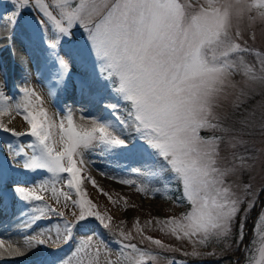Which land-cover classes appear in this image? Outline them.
Returning <instances> with one entry per match:
<instances>
[{
	"label": "snow or ice",
	"instance_id": "obj_1",
	"mask_svg": "<svg viewBox=\"0 0 264 264\" xmlns=\"http://www.w3.org/2000/svg\"><path fill=\"white\" fill-rule=\"evenodd\" d=\"M9 2L12 9L0 30L3 46L16 55L13 40L22 27L29 54L37 49L43 54L36 71L47 73L49 94L71 96L80 107L64 105V115L57 121L58 113L49 112L44 98L28 84V61L21 57L23 86L12 84L10 67L0 63V131L12 137L0 142V215L16 208L22 235L16 241L0 238V264L41 247L49 250L46 264H142L149 252L132 242L136 237L130 231L114 226L112 215L101 211L83 186L90 181L113 203L121 199L114 200L87 170V165L100 170L97 157L114 170L160 178L163 187L137 188L144 195L157 196L173 186L170 198L187 204L186 210L146 223L191 241L194 250L188 255H203L196 246L222 242L226 247L220 249L221 258L226 257L244 244L248 213L259 207L253 229L258 232L259 257L247 264H264V201L260 200L264 184L257 191L251 182L243 186L226 182L239 170L264 168L258 153L235 151L243 144L242 129L253 127L254 113L234 119L249 98L246 90L257 82L264 84V53L255 52L258 67L245 62L241 54L253 49L235 22L245 16L264 19V0ZM26 12L44 19L24 24ZM250 39L255 40V35ZM236 76L243 78V84ZM5 87L12 95L5 93ZM229 103L233 110L224 111ZM93 110L99 115L92 116ZM13 113L26 123L25 130L3 122L8 116L11 123ZM260 127L264 129V116ZM24 137L31 139L18 142ZM222 148L232 149L230 160L221 155ZM129 160L139 166L131 167ZM127 174L101 170V175L122 185L137 186ZM43 193H50L60 207L49 203ZM122 199L127 206L128 198ZM53 218L57 223L37 230L40 221ZM90 222L100 231L89 229ZM136 223L141 243L146 240L163 252L176 251L145 236L138 218ZM69 243L74 245L70 255H56ZM167 264L177 262L170 259Z\"/></svg>",
	"mask_w": 264,
	"mask_h": 264
},
{
	"label": "rangeland",
	"instance_id": "obj_2",
	"mask_svg": "<svg viewBox=\"0 0 264 264\" xmlns=\"http://www.w3.org/2000/svg\"><path fill=\"white\" fill-rule=\"evenodd\" d=\"M47 2V0H46ZM12 9V5L10 4L9 0H0V30H2L3 26L7 24V21L3 19V17L6 16ZM55 14V11H54ZM44 19L42 15L39 13H32V12H26L24 16V24H32L34 25L35 20ZM238 23L240 30L242 31L244 35V40L247 41V45L250 46L253 49L252 57H248L247 55L250 53H243L241 54L244 57L245 62L249 64H254L258 67V61L255 55V52H261L264 53V19H255V20H249L247 16H245L242 20L235 22ZM255 35V40L250 39L251 35ZM80 33H76V39H79ZM4 41H0V63L6 64L10 67L11 71L9 73L10 80L12 84L23 86V80L21 79V73H20V61L21 57L26 59L28 61V68L31 71V78L28 81V84L30 87L35 88V90L44 98L45 101V107L48 108L49 112L51 113H58L55 117V119L58 121L61 116L64 115L63 113V106L64 105H72L73 108H78L80 105L74 103L71 96H63L57 93L55 97L49 94V88L52 86L51 84L47 83V73H44L43 76L41 74H38L36 71L37 66L42 61V53L37 49L32 52V54H29V51L26 48L27 45V37L24 34L23 28H17L16 30V36L13 40V44L16 49V55L12 54V50L9 48L4 47ZM63 54V53H61ZM236 76L235 79L238 83L243 84V78ZM0 79H3L2 76H0ZM6 94L12 95V92H9V88L5 87L4 89ZM16 90L13 89V92ZM248 92V99L246 102L249 101L250 98H253L249 102V106L245 107L243 112L241 114H237L234 119L240 120L243 119L245 116H247L249 113H254V124L251 128H245L242 129L241 134L239 136V139L243 141V144L239 146L235 151H237L240 155H249V154H256L258 153V159L264 161V129H261V118L264 116V84H261L259 82L252 85L251 90H246ZM253 94H256L253 96ZM234 97H230L229 99H233ZM224 111L231 112L233 109L231 107V104H225ZM15 116V119L11 120V123H9V117L4 116L3 122L7 124L8 127L15 128L17 131H23L27 128L26 123L23 121V119L19 116L13 113ZM92 116L99 115V111L93 110L91 112ZM75 116L77 117V123H79V116L80 113L76 112ZM19 122V123H18ZM237 128H240V125H236ZM211 133L208 132H202L201 135L207 136ZM30 137H24L22 141L18 142H24L26 143L29 141ZM12 140V137H10L9 134L0 131V142H6ZM245 148L248 149L247 152H245ZM30 151V149H29ZM232 149L230 148H222L221 155L227 156L228 159H231L230 153ZM2 153H0V157H2ZM98 163L100 164V170L97 169V167L93 165H87V170L90 172L92 176L95 177L100 187H103L107 192L111 193L113 199L115 200L117 197H121L116 203H113L110 201L105 195H102L99 190L96 187H93L90 181L85 180L84 187L87 189V192L89 196L96 202L98 206L102 208V211H108L112 217H113V225L114 226H121L120 220L123 218L125 212L129 214V211H132L134 215H131V218L124 221V225L122 226L126 231H130L133 236L136 237V239L132 242L137 243L140 247L146 249L149 252V256H145L142 258V264H167V261L170 259H175L177 261L178 258L173 257L172 254L180 252V251H192L194 250V245L189 240H179L174 236H171L167 234L166 232H161L158 230V228L152 226H148L145 220V217L147 221H153V224L155 222L156 218H165L170 216H175L180 213H175L176 210H180L179 203H175L174 201H168L167 200V192H161L157 196H153V194L150 192L147 195H144L143 193L139 192L137 188L139 186H149V187H163L160 178L158 177H151L148 178L146 176H135L133 174H127L126 171L122 172L119 169H113L109 167L104 160L97 157ZM131 167H138L139 162L136 160H129L126 162ZM101 170L105 172L112 173L115 172V175L121 176V175H130L132 178L137 180V186H128V185H122L118 183L117 181L111 179L109 176L101 175ZM152 170H155L153 168ZM23 178V177H22ZM30 179V176L28 177ZM264 181V168H262L260 165H257L255 170L252 172L239 170L236 174L230 175L226 178V182L228 184L232 185H240L243 186L244 184H248L251 182L253 188L255 190H259L260 186L262 185ZM172 187V185H169V188ZM237 192V194L241 193V188H235L233 189ZM45 195V198L48 200L49 203L53 204L56 207H60L59 204L56 203L55 198L51 196L50 193H43ZM122 197H127V206L125 205L124 199ZM264 200V196L261 198ZM185 206V205H183ZM16 209V208H14ZM182 212V211H181ZM259 212V207L255 211V217L252 218L251 215L248 217V221L253 222L252 226V233L249 237V241L246 243L245 248L243 250L244 256L243 260L239 264H247V261L252 258H258L259 257V243L258 241V232L253 231L256 220H257V213ZM141 213L145 214L141 216ZM65 214L68 216L69 219H73V217L69 214L67 210H65ZM0 217H3L0 219V225H8L9 220L13 218V213L0 215ZM127 217V216H126ZM139 219V226L144 228V235L145 236H152L155 238H158L162 240L166 245L171 246L173 249H176V251L171 252H163L161 251L157 246L150 244L148 241H144L143 243L140 242V236L137 233V223L136 220ZM141 218V219H140ZM255 219V220H254ZM57 223V220L53 218L52 221H40L39 226L37 230L41 228H45L47 226H50L51 224ZM62 225V222H61ZM250 224H247V228ZM89 229H95L97 232L100 231L99 227L95 222H90L87 226ZM262 227H264V222H262ZM247 228L245 231H247ZM85 229H81V231H84ZM147 231H154L156 234H149ZM10 232V231H7ZM6 232V233H7ZM14 236H18L22 238V235L18 231H14L12 233ZM73 243H69L67 245H64L62 247V250L58 251L56 255L58 256H68L71 254L73 250ZM207 245L204 246H196L195 251H202L206 248ZM113 248V255L111 258H115V249L116 245L112 244ZM39 252L36 254V256L41 255V258L44 257V261L46 264V260L49 258V250L46 248H39L31 253ZM150 256H155V259H150ZM34 257V255L32 256ZM22 261V260H20ZM6 264H9L8 261L5 262ZM220 264V263H219Z\"/></svg>",
	"mask_w": 264,
	"mask_h": 264
},
{
	"label": "bare ground",
	"instance_id": "obj_3",
	"mask_svg": "<svg viewBox=\"0 0 264 264\" xmlns=\"http://www.w3.org/2000/svg\"><path fill=\"white\" fill-rule=\"evenodd\" d=\"M16 212H17V209L12 210L13 218L9 220L8 225H0V238H4L5 240H8L9 238H11L13 241L22 239L21 237L14 236L12 234L14 231H18L17 225L19 224V221L16 218ZM7 231H10V232H7ZM37 253H39V252L29 253V254H26L24 256H20V257H17L15 259L6 260V261H8L11 264H45V262L43 263L44 257L41 258V255H39V254H38V256H36ZM33 255H34V257H32ZM20 260H22V261H20ZM4 264H6V263H4Z\"/></svg>",
	"mask_w": 264,
	"mask_h": 264
},
{
	"label": "trees",
	"instance_id": "obj_4",
	"mask_svg": "<svg viewBox=\"0 0 264 264\" xmlns=\"http://www.w3.org/2000/svg\"><path fill=\"white\" fill-rule=\"evenodd\" d=\"M249 58L250 57H252V54L250 53V54H248L247 55ZM256 94H253V96H255ZM253 98H250L249 99V101L248 102H245L241 107H240V109L239 110H237V114L239 115V114H241L242 112H243V110H244V108L245 107H247V106H249V102L252 100ZM263 184H264V182H263ZM169 196V198L172 196V193L171 194H169L168 195ZM262 196V195H261ZM170 199H172V198H170ZM249 214V213H248ZM126 219V218H125ZM251 228V226L249 227V232H248V234H250V229ZM246 235H247V233H246ZM245 235V240L244 241H248V237ZM222 247H226V245H224L222 242H220V245L218 246V250H219V255H216V256H211V255H209V253H207V252H201V253H203V255H200V256H190L189 255V258L187 259L186 257H185V261H191V262H196V263H198V264H208L209 262H212V261H214V263L215 262H218L219 260H222L223 261V264H225V262H227V263H229V264H231V262H233L234 261V259L239 255V252H240V247H241V245L238 247V248H232V250L227 254V256L226 257H224V258H222L221 259V257H222V253H221V251H220V249L222 248Z\"/></svg>",
	"mask_w": 264,
	"mask_h": 264
}]
</instances>
